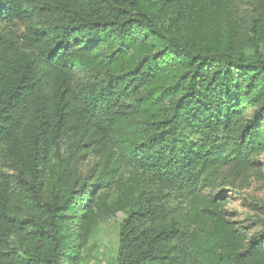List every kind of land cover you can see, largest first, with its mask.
<instances>
[{
  "label": "trees",
  "instance_id": "16d2710c",
  "mask_svg": "<svg viewBox=\"0 0 264 264\" xmlns=\"http://www.w3.org/2000/svg\"><path fill=\"white\" fill-rule=\"evenodd\" d=\"M247 6L240 17L232 0H0V156L16 171L13 187L0 181V264H75L107 164L121 161L192 195L204 223L188 232L152 190L119 197L117 264H264V207L243 234L218 197L194 192L264 151V0ZM80 156L104 163L77 190Z\"/></svg>",
  "mask_w": 264,
  "mask_h": 264
},
{
  "label": "rangeland",
  "instance_id": "374dc122",
  "mask_svg": "<svg viewBox=\"0 0 264 264\" xmlns=\"http://www.w3.org/2000/svg\"><path fill=\"white\" fill-rule=\"evenodd\" d=\"M247 1L232 0L240 17L248 10ZM85 75V72L76 70L75 80L79 81ZM71 146V139H63L59 144L61 155L70 154ZM117 153L118 150L115 154ZM98 162L101 165L104 163L91 156L86 158L80 156L70 161L69 169L74 171V183L71 182L74 189L78 190L84 183L96 182L99 169L95 172L94 168ZM0 168L2 171L0 181L3 186L13 187L16 184V171L6 153L0 156ZM111 168L112 163H108L105 172L106 186L99 189L96 194L102 207L101 212L84 242L78 245L75 264H117L118 224L124 214L119 197L125 202L126 194L133 196L139 188L156 192L163 200L168 214L179 216L188 232L198 229L204 223V221L197 223L190 216L196 204L192 202V195L183 192L176 184L158 182L145 171L138 174L139 170L133 171L122 161ZM43 187L45 188V182H41L39 189L42 190ZM194 192L202 197L211 195L218 197L225 218L234 228L243 234L251 233L255 227L247 217L263 218L259 207H264V151L254 153L248 167L244 165L233 167L227 164L203 175ZM78 216L79 214L74 215V220H77Z\"/></svg>",
  "mask_w": 264,
  "mask_h": 264
}]
</instances>
